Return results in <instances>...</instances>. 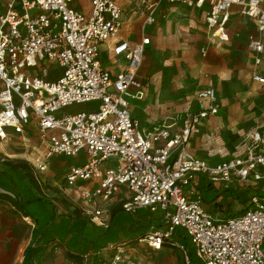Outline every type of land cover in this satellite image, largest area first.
I'll list each match as a JSON object with an SVG mask.
<instances>
[{"label": "built area", "instance_id": "1", "mask_svg": "<svg viewBox=\"0 0 264 264\" xmlns=\"http://www.w3.org/2000/svg\"><path fill=\"white\" fill-rule=\"evenodd\" d=\"M8 0L0 14V140L19 137L29 147L30 126L39 135L33 158L34 174H43L57 157L84 155L63 177L65 190L82 203L81 215L107 227L110 208L123 189L121 209L160 213L164 229L136 241L151 250L176 247L184 264L185 248L169 241L183 229L201 264H264V197L251 196L245 212L216 218L202 198L184 191L197 177L223 188L264 181L262 132L254 128L249 147L217 165L196 158L191 138L203 120L216 117L218 95L199 91V112L179 127L152 123L143 126L130 111L131 100L142 99L150 82L138 77L150 38H120L125 11L120 0ZM149 0H137L146 7ZM191 9H205L208 36L228 43L232 9L256 24L247 37L254 65L264 69V0H165ZM152 14L144 25L153 22ZM103 54L105 60L102 58ZM61 71L52 78L51 66ZM255 83L264 77L253 72ZM36 177V176H35ZM92 183L80 186V183ZM102 264H124L123 244L109 245ZM86 257V256H85Z\"/></svg>", "mask_w": 264, "mask_h": 264}, {"label": "rangeland", "instance_id": "2", "mask_svg": "<svg viewBox=\"0 0 264 264\" xmlns=\"http://www.w3.org/2000/svg\"><path fill=\"white\" fill-rule=\"evenodd\" d=\"M5 2L0 0V7ZM121 2L127 16L123 38L138 41L148 36L151 44L138 72L139 77L150 79V87L141 100H132L130 110L134 115L147 123L179 127L188 115L198 113L203 105L198 101L199 90L213 88L218 93L219 112L208 122H202L203 128L190 140L191 153L217 165L249 147L253 128L256 125L264 127V86L254 83L251 78L253 60L246 42V36L254 28L252 21L234 17L228 24V43L219 44L207 40L205 10L195 11L165 0H149L144 8H138L137 0ZM76 8L87 13L88 0H81ZM150 14L154 21L144 25ZM51 74L52 78L61 74L55 64L51 66ZM30 132L29 147L23 146L19 137L0 140L3 145L0 161L26 166V171L36 176L40 184L32 187L30 197L39 195L52 199L60 211H74L81 215L82 203L65 190L63 177L70 165L84 160V155L65 157L58 163L53 161L47 172L35 175L33 158L42 149L38 133ZM250 185L252 187L254 183ZM191 186L186 185L183 189L189 190ZM0 196H5L12 204L16 202L15 193L8 184L1 183ZM125 200L124 194L117 193L110 210ZM203 206L206 208L204 203ZM21 221L26 229L23 230L22 225L21 230L13 234L22 244L29 238L33 223ZM115 239L108 238V245L123 244L126 251L124 264H184L176 247L166 246L157 251L122 234L115 235ZM16 244L14 242V248ZM107 246L99 257L87 260L71 257L55 241L45 248L42 264H102V260L110 256ZM191 246L194 253V257H190L191 263L201 264L196 258L195 247Z\"/></svg>", "mask_w": 264, "mask_h": 264}, {"label": "trees", "instance_id": "3", "mask_svg": "<svg viewBox=\"0 0 264 264\" xmlns=\"http://www.w3.org/2000/svg\"><path fill=\"white\" fill-rule=\"evenodd\" d=\"M26 168L20 164L12 165L6 161H0V182L12 188L16 196L14 204L18 211L35 225L31 231L30 243L24 250L22 264H41L45 248L55 241H58L71 257L85 258L86 256L87 260H91L96 259L97 255L105 249L108 238L112 241L116 240L115 235L122 234L135 241L152 230L164 229L162 215L150 213L147 210H139L133 215L117 207L111 210V218L105 228L97 227L77 212H62L51 199L39 195L30 197L32 187L37 186L38 183L33 174L30 175L26 171ZM199 184L201 186V189L198 187L199 193H202L201 190L204 189L207 193L217 194L215 199L205 200L201 197L202 205L204 203L206 209L216 218L223 217L225 210L229 211L236 205L239 213L236 212L234 216L245 212L248 206L247 200L241 202L236 193H228L227 190L220 188L215 190L212 184L203 179L199 181ZM256 189L258 193H261L260 196L264 197V182H259ZM219 196L231 198L224 203H216ZM169 241L183 246L189 257L192 255L194 257L192 243L183 229L175 228ZM89 264H95V262Z\"/></svg>", "mask_w": 264, "mask_h": 264}, {"label": "crops", "instance_id": "4", "mask_svg": "<svg viewBox=\"0 0 264 264\" xmlns=\"http://www.w3.org/2000/svg\"><path fill=\"white\" fill-rule=\"evenodd\" d=\"M7 1L8 0H6V2L4 3V5H3V7H0V14L4 11V8H5V5H6V3H7ZM122 0H120V3H122L121 2ZM149 2V1H148ZM122 5V4H121ZM186 7V6H185ZM138 8H140L139 6H138ZM188 8V7H187ZM189 9H191V8H189ZM192 10H195V9H192ZM197 10H200V9H197ZM197 10H195V11H197ZM201 10H206V8L204 9H201ZM236 8H233L232 9V15H231V18H230V22L232 21V19L234 18V17H239V18H242V19H245V18H243V17H241L237 12H236ZM126 16V15H125ZM245 20H249L250 22L252 21V20H250V19H245ZM127 22V16H126V18L124 19V24H123V26H122V30H121V32H120V38H122V39H124L123 38V30H124V25H125V23ZM229 22V23H230ZM228 23V24H229ZM252 24L254 25V28H253V30L251 31V32H249L248 33V35L249 34H253V33H256V31H257V29H256V24H254V22L252 21ZM229 26V25H228ZM248 35L246 36V40H247V37H248ZM124 40H126V41H129L128 39H124ZM140 40V39H139ZM138 40V41H139ZM207 40L210 42V41H212V42H216L215 40L213 41V40H211L210 38H209V36H208V31H207ZM130 41H132V40H130ZM129 41V42H130ZM134 41V40H133ZM219 43V42H218ZM150 44V43H149ZM219 44H221V43H219ZM225 44V43H224ZM151 45V44H150ZM147 48H148V46H147ZM248 48V47H247ZM146 51H147V49H146ZM250 52V51H249ZM145 54H146V52H145ZM250 54H251V52H250ZM252 55V54H251ZM252 57H253V55H252ZM251 57V58H252ZM104 60H105V56H104V54H103V57H102ZM144 58V57H143ZM263 58H264V54H263ZM252 60H253V69H252V71H251V74L253 73V72H258L260 75H262L263 77H264V69L263 68H258V67H256L255 65H254V59L252 58ZM143 61V60H142ZM250 74V75H251ZM138 77H139V75H138ZM139 78H141V77H139ZM145 79V80H147V81H149L150 82V79L149 78H145V77H142L141 79ZM251 78H252V75H251ZM253 80V79H252ZM254 82V81H253ZM255 83V82H254ZM256 84H258V83H256ZM259 86H264V85H260V84H258ZM204 89H207V88H203V89H201V90H204ZM210 89H213V88H210ZM214 90V89H213ZM200 91V90H199ZM215 91V90H214ZM147 92L148 91H146L145 92V96H146V94H147ZM215 93H217V91H215ZM217 95H218V93H217ZM135 100H141V99H134L133 101H135ZM199 101V100H198ZM131 103H132V100H131ZM201 103V102H200ZM131 111V110H130ZM132 112V111H131ZM133 113V112H132ZM133 115H134V113H133ZM135 116V115H134ZM137 119H139L137 116H135ZM214 118V117H213ZM210 120V118L209 119H207V120H203L202 122H208ZM139 121L141 122V124L143 125V126H149L150 124H152L153 122H144V121H141L140 119H139ZM202 122H201V125H200V130H201V128H203V124H202ZM155 123V122H154ZM254 128H260L261 129V132H262V146H261V148L264 150V127L263 126H261V125H256ZM253 128V129H254ZM30 129L32 130V131H35V129H34V124H32L31 126H30ZM30 134H31V132H30ZM192 139V138H191ZM190 144V143H189ZM189 148H190V146H189ZM191 151V150H190ZM233 156V155H232ZM64 157H61V156H57V157H55V158H53L50 162H49V166H51L50 164L53 162V161H55L56 163H58V162H61V159H63ZM78 158V157H77ZM197 158V157H196ZM230 158V157H229ZM199 159V158H198ZM201 160V159H200ZM203 160V159H202ZM209 163V162H208ZM75 164H77V163H75ZM75 164H72V165H70L68 168H67V170L69 169V168H71V167H73V166H75ZM48 170H49V168H48ZM47 170V171H48ZM67 170H66V172H67ZM46 171V172H47ZM66 174V173H65ZM65 176V175H64ZM35 179H36V181H37V183H39V181H38V179L36 178V177H34ZM201 179H203V180H205L206 182L208 181L206 178H204V177H197V180L193 183L194 184V186H191V188L189 189V190H184V191H186V192H188V193H192V198H195L196 197V195L198 194V195H200L201 197H203V199H205V200H209V199H215L216 197H217V194H215V193H207L204 189L203 190H201V192L202 193H199L198 192V187H200V189H201V186H200V184H199V181L201 180ZM262 182H264V181H262ZM1 183L2 182H0V186H1ZM259 183V182H258ZM258 183H256V184H254L252 187H251V185L250 184H245V183H239V182H235V184H233V185H231V186H229L228 188H223V187H219V186H216V185H211L215 190H217L218 188H220V189H224V190H227L228 191V193H230V192H234V194L236 193L238 196H239V198H240V201L241 202H243L244 200H247V204H248V202H249V200H250V198H251V196L253 195V194H255V193H257V194H259V195H261V193H258V191H257V189H256V185L258 184ZM6 184V183H5ZM40 184V183H39ZM80 186H91L92 185V183H86V182H83V183H80L79 184ZM2 193H5V192H3L2 191ZM118 193H122V194H124V191H123V189H121ZM263 194V193H262ZM5 197V196H4ZM3 196H0V264H22V262H23V257H24V250L26 249V247L29 245V243H30V240H31V234H30V236H29V238H27L26 240H24V242L21 244V242H20V238L17 236V239H15L14 238V234H13V232H17V231H20L21 230V227H22V225H23V230L24 229H26V225L24 224V223H22V221H21V219L23 220H27V221H30V222H32L30 219H28V218H26V217H23L22 216V214L18 211V209H17V207L15 206V204H12L11 202H10V200L9 199H7V198H4ZM124 197H125V194H124ZM262 197H263V195H262ZM231 197H227V198H224V196H219L217 199H216V203H224L227 199H230ZM52 200V199H51ZM53 201V200H52ZM114 201H115V199H114ZM113 201V202H114ZM55 203V202H54ZM112 207V206H111ZM119 207H121V204L119 205ZM206 209V208H205ZM225 208H223V210H224ZM207 210V209H206ZM238 210V206L236 205V206H234L231 210H225L224 211V216L223 217H221V218H225V217H228L229 215H231V216H234V214H236V212L237 213H239V211H237ZM208 211V210H207ZM209 212V211H208ZM110 213H111V210H110ZM211 213V212H210ZM155 214H157V213H155ZM212 214V213H211ZM135 215V214H134ZM213 215V214H212ZM82 216V215H81ZM214 216V215H213ZM215 217V216H214ZM110 218H111V214H110ZM110 218H109V221H110ZM220 218V217H219ZM218 218V219H219ZM33 223V222H32ZM94 224V223H93ZM108 224H109V222H108ZM94 225H96V224H94ZM34 223H33V225H32V229H31V231L34 229ZM97 227H99L98 225H96ZM102 227V226H101ZM100 227V228H101ZM103 228H105V227H103ZM31 233V232H30ZM137 240V239H136ZM14 242H16L17 244H16V247L14 248ZM107 245H108V242H107ZM106 245V246H107ZM109 246V245H108ZM102 251H104V249L102 250ZM102 251L97 255V257H99V255H101L102 254ZM85 259H86V257H85ZM41 264H42V262H41Z\"/></svg>", "mask_w": 264, "mask_h": 264}, {"label": "bare ground", "instance_id": "5", "mask_svg": "<svg viewBox=\"0 0 264 264\" xmlns=\"http://www.w3.org/2000/svg\"><path fill=\"white\" fill-rule=\"evenodd\" d=\"M0 149H3V145L0 144Z\"/></svg>", "mask_w": 264, "mask_h": 264}]
</instances>
